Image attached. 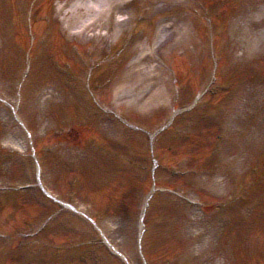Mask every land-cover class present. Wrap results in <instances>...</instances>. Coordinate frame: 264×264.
Returning a JSON list of instances; mask_svg holds the SVG:
<instances>
[{"label": "rangeland", "instance_id": "374dc122", "mask_svg": "<svg viewBox=\"0 0 264 264\" xmlns=\"http://www.w3.org/2000/svg\"><path fill=\"white\" fill-rule=\"evenodd\" d=\"M104 2L0 0V264H264V0Z\"/></svg>", "mask_w": 264, "mask_h": 264}, {"label": "bare ground", "instance_id": "6f19581e", "mask_svg": "<svg viewBox=\"0 0 264 264\" xmlns=\"http://www.w3.org/2000/svg\"><path fill=\"white\" fill-rule=\"evenodd\" d=\"M104 1H105L104 3H108L111 6L114 4V0H104ZM115 1H124V0H115ZM77 9L78 11H76ZM106 11L108 10L100 4H97V3L94 4L89 1H87V3L80 2L78 5H76V9L68 16L67 20L69 21L74 20V17H77L78 14H80V16L77 18L78 20L82 19L81 14L93 16L91 20H89L88 22L86 21L81 26V28L78 29V34L83 35L85 31L91 29L94 26V24L97 22L98 17H100Z\"/></svg>", "mask_w": 264, "mask_h": 264}]
</instances>
